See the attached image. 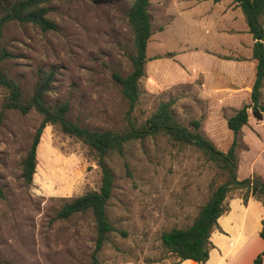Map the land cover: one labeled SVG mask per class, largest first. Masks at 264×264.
<instances>
[{
  "label": "rangeland",
  "instance_id": "rangeland-1",
  "mask_svg": "<svg viewBox=\"0 0 264 264\" xmlns=\"http://www.w3.org/2000/svg\"><path fill=\"white\" fill-rule=\"evenodd\" d=\"M132 1L46 2L50 7L47 16L56 22V28L42 30L31 22H6L1 42L13 56L2 60L0 66L18 81L25 94L30 92L40 72L53 70V81L46 95L50 102L67 101L68 117L89 128L119 129L126 123L128 104L112 73L126 74L131 69L133 31L127 11ZM167 1L150 0L151 35L156 39L150 37L147 53L199 40L197 34L203 30L196 22L183 19L185 12L175 16L173 25L181 32L169 34L170 27L161 29L169 18L164 10ZM171 8L172 13L178 10L175 4ZM241 13L246 22L242 10ZM180 23H185L183 29ZM261 90L264 98V83ZM194 92V87L185 83L152 92L146 88L143 75L132 115L140 122L161 100L172 99L171 108L178 121L187 123L190 118L198 117L203 129V104L195 100ZM4 99V89L0 86V109ZM41 119L42 115L34 109L21 112L7 108L2 113L0 261L2 264H87L95 241L91 212H75L67 218L55 214L69 198L97 189L101 168L85 143L47 123L37 144L35 171L32 179L26 181L21 175L22 160ZM239 141L237 152L246 148L242 133ZM251 147L250 153L258 155L255 162L264 172L260 164L264 163V149L259 151L261 144L257 142ZM108 162L114 185L106 209L116 229L97 253L100 264L175 261L177 256L163 245L160 234L191 223L221 179L215 163L196 146L162 133L129 141L123 153L111 154ZM242 192V189L231 190L227 200ZM247 222L246 214L234 220L235 232L252 226L251 220V225ZM258 244V237L252 233L233 256L242 259L246 250Z\"/></svg>",
  "mask_w": 264,
  "mask_h": 264
},
{
  "label": "trees",
  "instance_id": "trees-1",
  "mask_svg": "<svg viewBox=\"0 0 264 264\" xmlns=\"http://www.w3.org/2000/svg\"><path fill=\"white\" fill-rule=\"evenodd\" d=\"M49 1L51 0H0V62L13 56V53L1 42L2 27L6 22L10 20L31 22L42 30L56 28V22L47 16L50 7L46 2ZM233 1L240 5L248 29L255 38L252 56L256 59V71L250 100L226 117L227 125L233 132V139L226 150L218 148L204 133L201 118L192 117L187 123L178 121L171 108L172 99L161 100L156 109L140 122H137L132 115L140 95V78L145 75L146 44L152 33L150 0H133L129 6L127 18L133 31L131 69L126 74L118 71L112 73L128 104L125 113L126 123L119 129L89 128L68 117L67 101L50 102L46 95L53 81V70L40 72L30 92L25 94L18 81L0 66V86L3 87L5 96L1 104L0 120L4 109L7 108L18 109L21 112L34 109L42 115L22 160L23 178L26 181L32 179L37 162V144L43 127L47 123L57 125L63 132L85 143L95 155L101 168L98 188L64 201L55 214L56 217L67 218L75 212H91L95 225V241L91 259L87 264H100L97 253L109 239L110 232L116 229L110 222L106 209L114 185V174L108 158L114 153L122 154L129 141L162 133L175 141L192 144L215 163L221 176L207 199L200 205L190 224L185 227H172L160 234L163 245L177 256L175 261L168 264L176 263L184 258H192L202 263L208 258L209 250L214 247L210 234L214 229L223 231L218 217L228 210L227 197L231 190L242 189L240 197L244 203L249 196H253L264 205V179L255 173L242 178L237 176V149L240 146L241 128L247 123L248 110H251L256 119H262L264 115V98H262L261 90L264 83V26L260 21V16L264 13V0ZM259 235L263 240V246L254 256L252 264H262L264 215L261 218ZM0 264H2L1 261Z\"/></svg>",
  "mask_w": 264,
  "mask_h": 264
},
{
  "label": "crops",
  "instance_id": "crops-1",
  "mask_svg": "<svg viewBox=\"0 0 264 264\" xmlns=\"http://www.w3.org/2000/svg\"><path fill=\"white\" fill-rule=\"evenodd\" d=\"M174 4L178 10L172 13L171 6ZM240 8L233 0H168L164 10L169 18L162 28L165 26L167 30L170 27L169 34L181 32L173 25L177 19L175 16L179 17L181 12H185L183 19L196 22L203 28L197 34L199 40L185 41L178 47H169L164 51L147 53V44L145 49L146 88L159 92L182 83L192 85L195 100L203 104L204 133L222 150H226L233 139L226 117L250 100L256 71V59L252 56L255 38L247 22H243ZM260 21L264 26V13ZM180 24H183L179 25L183 29L185 23ZM150 37L156 39L150 34L148 41ZM241 131L246 148L237 152V176L242 178L255 173L264 179L263 169L255 162L259 159L258 155L250 153L253 142L261 144L259 151L264 149V115L262 119H256L249 109L247 123ZM260 164L264 166V163ZM243 214L247 215L249 225V220L252 221V226L235 232L233 222ZM263 215L264 205L257 198L249 196L244 203L239 195L231 197L228 210L218 217L223 231L214 229L210 234L214 247L209 250L208 258L202 263L184 258L173 264H252L254 256L263 246L259 235ZM252 233L259 239L258 246L246 250L244 258H235L233 254L239 245Z\"/></svg>",
  "mask_w": 264,
  "mask_h": 264
}]
</instances>
